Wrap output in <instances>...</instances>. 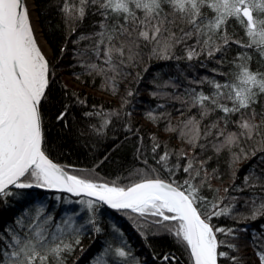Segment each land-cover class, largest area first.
Returning <instances> with one entry per match:
<instances>
[{
    "label": "snow or ice",
    "instance_id": "snow-or-ice-1",
    "mask_svg": "<svg viewBox=\"0 0 264 264\" xmlns=\"http://www.w3.org/2000/svg\"><path fill=\"white\" fill-rule=\"evenodd\" d=\"M89 9L92 16L101 17L94 25L99 31L90 36L81 35L73 42L93 40L92 54L101 63L81 66L89 69V75L104 74L112 82L113 94L117 90L116 78L131 75L125 69L138 66V58L143 59L142 46L152 45L150 58L165 60L175 57L193 61L201 56L216 59L220 54L217 63L221 66L232 45L238 50L227 61L231 66L229 71L212 69L225 78L223 83L208 77L189 81V84L207 82L213 89L209 94L185 88V96L176 97L185 104L190 98L189 110L197 108L199 119L189 116L181 129L169 122L165 131L177 133L191 147V156L183 148L178 153L169 150L166 144L161 154L158 151L161 144L153 136L154 163H149L147 154L142 153L143 137L138 136L139 129L130 123L128 97L135 96V92L128 89L121 105L126 118L123 131L138 136L140 143L135 151L137 159L143 156L144 167L128 173L129 177H137L134 180L120 174L104 179L96 171L103 160L91 168L78 169L57 162L53 156L45 124L53 101L51 84L56 79V65L38 43L26 0H0V199L31 195L14 190L36 189L64 203L69 201L60 194H70L80 198L76 202L84 206L83 212L73 210L57 219L47 197L37 194L20 214L0 228V264H74L72 257L81 245V238L103 234L101 212L105 208L127 217L146 244L149 230L154 229L152 234L166 231L187 254V264H246L247 258L241 255L245 245L240 234L247 229L220 226L219 221L230 216L242 199L231 193L245 188L253 189L251 214H239L241 219L264 216V197L255 194L257 188L264 192V167L259 172L256 170L264 165V70L253 71L250 67L253 51L264 64V0H79L78 5L64 0L60 10L67 24L83 21ZM235 26L243 36L237 34ZM190 40L194 43H187ZM178 44L184 45L181 55L175 52ZM66 51L67 47L62 45L61 58ZM137 79H142L139 73ZM77 101L84 103L79 97ZM70 107L67 101L62 102L54 119L63 121ZM213 113L215 119L202 131L203 120ZM94 114L105 119L99 127L92 125L91 131L104 135L111 117H119L121 112L84 113ZM146 118L154 123L159 120L155 110L148 111ZM232 125L237 131L230 130ZM209 137H214L212 148L217 155L225 149L232 152L242 139L245 143L252 142L248 148H240L244 159L260 154L258 165L244 177L243 187L235 184L233 171V183L224 188V196L212 185L213 180L221 179L216 168L209 170L212 157L203 156L208 144L201 141ZM239 158L234 154L233 163ZM244 206L248 207L247 199ZM113 231L120 233L119 246L105 240L90 264H141L123 240L122 231L115 225ZM248 246L254 249L258 264H264V233H253ZM153 259L161 260V264H182L173 253L162 257L154 254Z\"/></svg>",
    "mask_w": 264,
    "mask_h": 264
},
{
    "label": "trees",
    "instance_id": "trees-1",
    "mask_svg": "<svg viewBox=\"0 0 264 264\" xmlns=\"http://www.w3.org/2000/svg\"><path fill=\"white\" fill-rule=\"evenodd\" d=\"M33 2L36 7L38 26L51 50L47 58L56 65V79L51 84L53 101L46 113L48 119L46 120L45 130L46 137L52 147L53 156L57 162L69 164L78 169H86L91 168L94 163L103 160V163L96 169L100 177L111 179L120 174L121 177H128L129 180H134L137 177H129L128 173L134 168L144 167L141 162L143 156L137 159L135 151V148L140 143L138 136L143 137L144 148L142 153L147 154L149 163H154L151 159V138L153 136H156L161 144V149L158 150L161 154L163 146L166 144L169 150L174 149L178 153L183 148L188 152L189 156L192 155L191 147L180 140L177 133L165 131V127L169 122L177 129H181L183 128V122L189 116H197V119H199L197 108L189 110L190 98H188V104H185L182 103V99H177L176 97L183 98L185 96V88H195L197 91L203 90L206 94H209L213 89L207 82L189 84V81H199L202 77L215 78L223 83L225 78L216 75L212 69L229 71L231 66L227 61L236 55L238 50L236 45L231 46L223 66L217 63L220 54H217L216 59H207L206 56H201L199 60L193 61H188L186 58L177 60L175 57L171 60H165L155 57L150 58L152 45L142 46L143 59L139 60L138 58V66L125 69L131 75H122L116 78L117 90L113 94L112 82L107 80L104 74L93 72L89 75V69L81 66L89 63H101L92 54L93 40L84 39L79 44L73 42L81 35L90 36L94 31H99L98 26L94 27V25H97L101 17L98 15L92 16V9H89L88 15L83 21H68L66 24L64 14L60 10L64 0H33ZM68 2L70 4H79V0H68ZM232 31L233 26L230 24L229 32L231 33ZM235 31L239 36H243V32L238 26H235ZM177 34H179L178 29ZM244 39L246 40L247 38L244 37ZM187 43L192 44L194 41L190 40ZM62 45L67 47V51L62 54L61 58L60 48ZM183 48V44L176 45V54H183ZM252 56L251 69L253 71L258 68L264 70V64L260 62L258 53L253 51ZM201 64L205 66H201ZM145 69L147 70L145 71ZM137 73L142 76V79H137ZM107 75L111 76L112 73ZM77 76L80 78L77 79ZM128 89H132L135 92V96L128 97L131 103L127 105V110L132 112V116L129 119L131 126L134 129H139L138 136L123 131L126 118L123 115L124 109L121 105L122 98L126 97ZM154 92L159 93V95L153 96L152 93ZM73 93L76 95H72ZM77 97L83 100L84 103L80 104L77 101ZM64 101L71 104V107L65 119L57 122L54 116L56 110ZM158 105H163L164 107H158ZM117 110L121 112V115L119 117H111V123L104 135H98L91 131L92 125L99 127L105 117L95 114L85 116V112L107 113ZM151 110H155V115L159 117L156 123L146 118V113ZM181 112H183V115ZM165 113L170 115H164ZM215 116L216 113H213L203 120L201 124L202 131L206 125H209L215 119ZM236 118L238 119V114ZM257 123H259V119H257ZM230 130L237 131V128L232 125ZM126 135L128 136L127 139H125ZM213 139L214 137H209L207 141H201V143L208 144L203 156L212 157L209 163V170L216 168L221 177L219 180H213L212 185L214 188H219L220 195L224 196V188L230 187L233 183V171H235V184L243 187L244 177L249 175L250 170L254 166L258 165L260 154L258 153L256 157L244 159L240 153V148H248L252 142L245 143L242 139L241 144L233 148L232 152L225 149L217 155L212 148ZM196 152L199 155L200 149L198 148ZM234 154L240 158L233 163ZM105 157L107 158L105 159ZM175 159L176 156L173 155L172 160ZM260 167H264V165H259L256 169L257 172H259ZM14 191L30 193L31 195L10 196L6 200L0 199V228H3L16 215L20 214L21 209L37 194L41 198L47 197L49 204L54 206V215L57 219L65 213L71 214L73 210L84 211V206L76 202L80 198L73 197L67 193L60 194L69 201L64 203L56 201L52 195L41 190ZM231 194L242 197V199L236 203L232 214L221 218L219 224L224 227L247 229V232L240 234L241 242L245 245L241 255L247 258L246 264H258L255 251L251 246H248V242L251 240L253 233L258 235L264 233V216L243 220L239 215L248 216L251 214L253 189L245 188L242 192H233ZM255 194L264 197V192H261L259 188L255 189ZM245 199L248 200V207L244 206ZM227 203L228 201L226 200L225 204ZM101 216L104 218L103 234L100 236L89 234L81 238V245L77 247L72 257L74 264H90L92 257L100 250L101 243L105 240H112L114 246H119L120 233L113 231V225L122 231L123 240L127 242L133 256L138 257L141 264H161V260H154L153 256L155 254L156 257H162L166 253L175 254L182 264H187V254L183 253L175 239L166 231L161 230L157 234H152L154 229L149 230L147 235L148 243L146 244L144 237L127 217L106 208L102 210ZM220 238L225 239L222 235ZM81 247L83 251L80 250Z\"/></svg>",
    "mask_w": 264,
    "mask_h": 264
},
{
    "label": "bare ground",
    "instance_id": "bare-ground-1",
    "mask_svg": "<svg viewBox=\"0 0 264 264\" xmlns=\"http://www.w3.org/2000/svg\"><path fill=\"white\" fill-rule=\"evenodd\" d=\"M27 2H28L29 11L31 13L32 22H33V25L35 27V35H36V38L38 40V43H39L40 47L42 48V50L44 51V53H45V50L50 52V48H49L48 44L46 43V41L42 35V32L40 31L38 23H37V14H36L35 4H34L33 0H27Z\"/></svg>",
    "mask_w": 264,
    "mask_h": 264
},
{
    "label": "rangeland",
    "instance_id": "rangeland-1",
    "mask_svg": "<svg viewBox=\"0 0 264 264\" xmlns=\"http://www.w3.org/2000/svg\"><path fill=\"white\" fill-rule=\"evenodd\" d=\"M50 53H51V50H50V52H48V51L45 50V54H46V56H49Z\"/></svg>",
    "mask_w": 264,
    "mask_h": 264
},
{
    "label": "water",
    "instance_id": "water-1",
    "mask_svg": "<svg viewBox=\"0 0 264 264\" xmlns=\"http://www.w3.org/2000/svg\"><path fill=\"white\" fill-rule=\"evenodd\" d=\"M26 2H27V0H26ZM27 4H28V2H27ZM114 211V210H113Z\"/></svg>",
    "mask_w": 264,
    "mask_h": 264
}]
</instances>
